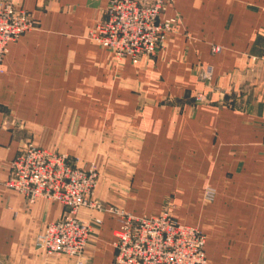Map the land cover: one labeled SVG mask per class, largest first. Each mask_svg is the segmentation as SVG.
Instances as JSON below:
<instances>
[{"label": "crops", "instance_id": "crops-1", "mask_svg": "<svg viewBox=\"0 0 264 264\" xmlns=\"http://www.w3.org/2000/svg\"><path fill=\"white\" fill-rule=\"evenodd\" d=\"M12 1L38 24L9 43L0 73V264H78L36 246L67 207L6 184L29 140L95 164L106 206L168 204L205 233L209 264H263L264 0H172L160 19L177 17L174 30L137 63L89 37L109 0ZM78 214L93 225L83 264H114L117 215Z\"/></svg>", "mask_w": 264, "mask_h": 264}, {"label": "built area", "instance_id": "built-area-1", "mask_svg": "<svg viewBox=\"0 0 264 264\" xmlns=\"http://www.w3.org/2000/svg\"><path fill=\"white\" fill-rule=\"evenodd\" d=\"M172 0H109L105 17L98 20L89 37L112 51L116 61L130 57L137 63L142 56H152L165 44L177 17L161 20V13ZM38 22L30 12L12 0H0V73L9 43ZM222 49L214 45L213 51ZM251 56V60H256ZM201 97H198L200 99ZM264 131V120H263ZM95 164L80 167L67 153L26 141L11 164L7 185L25 196L28 203L39 198L67 206V214L47 223L37 237V247L49 254L78 257L82 264L92 221L79 217L82 207L109 211L118 216L114 264H209L205 251L206 235L196 226L180 223L169 205L157 215H136L123 208L106 206L94 196L98 183ZM216 191L209 186L207 199ZM101 222L100 217H93Z\"/></svg>", "mask_w": 264, "mask_h": 264}, {"label": "rangeland", "instance_id": "rangeland-1", "mask_svg": "<svg viewBox=\"0 0 264 264\" xmlns=\"http://www.w3.org/2000/svg\"><path fill=\"white\" fill-rule=\"evenodd\" d=\"M30 141V140H29ZM38 145V144H37ZM40 146V145H39ZM42 147V146H41ZM96 166V165H95ZM97 168V167H96ZM11 173V172H10ZM98 179H99V177H98ZM7 184V183H6ZM8 186V185H7ZM9 187V186H8ZM24 196V195H23ZM25 197V196H24ZM42 198V197H41ZM40 199V198H39ZM44 199H47V198H44ZM27 200V199H26ZM38 200V199H37ZM47 200H49V199H47ZM50 201H53V200H50ZM28 202V201H27ZM56 202H58V201H56ZM61 203V202H60ZM30 204H32V203H30ZM167 205V204H166ZM66 206V205H65ZM112 206H114V205H112ZM67 207V206H66ZM117 207V206H116ZM68 210V209H67ZM170 210H171V208H170ZM171 212H172V210H171ZM118 217V216H117ZM63 218V217H62ZM54 221H56V220H54ZM46 227V226H45ZM92 230H93V227H92ZM115 232H116V229L114 230V236L116 237V234H115ZM37 241V240H36ZM88 241H89V239H88ZM114 242H115V240H114ZM87 244H88V242H87ZM87 244H86V246H87ZM36 246H37V244H36ZM37 248H39V247H37ZM42 250V249H41ZM42 251H44V250H42ZM44 252H46V251H44ZM115 252H116V250H115ZM47 253V252H46ZM47 254H49V253H47ZM50 255H56V254H50ZM57 255L59 256V255H66V254H58L57 253ZM83 255V254H82ZM68 256V255H67ZM71 257H74V256H71ZM75 258H77L78 259V257H75ZM80 260L82 261V264L84 263V261H83V256L80 258ZM263 264H264V261H263Z\"/></svg>", "mask_w": 264, "mask_h": 264}]
</instances>
